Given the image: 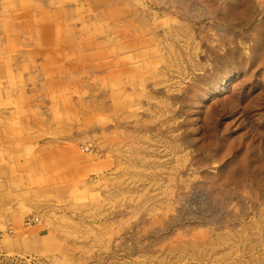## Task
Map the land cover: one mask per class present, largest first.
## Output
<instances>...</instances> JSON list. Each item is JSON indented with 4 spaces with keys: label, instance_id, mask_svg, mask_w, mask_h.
<instances>
[{
    "label": "rangeland",
    "instance_id": "obj_1",
    "mask_svg": "<svg viewBox=\"0 0 264 264\" xmlns=\"http://www.w3.org/2000/svg\"><path fill=\"white\" fill-rule=\"evenodd\" d=\"M0 234V264H264V0H0Z\"/></svg>",
    "mask_w": 264,
    "mask_h": 264
},
{
    "label": "bare ground",
    "instance_id": "obj_2",
    "mask_svg": "<svg viewBox=\"0 0 264 264\" xmlns=\"http://www.w3.org/2000/svg\"><path fill=\"white\" fill-rule=\"evenodd\" d=\"M31 219H32V218H31ZM34 221H35V222L37 221L35 217H34L33 220L27 219L26 222H25V224L29 226V225H30L32 222H34ZM23 223H24V222H23ZM31 226H32V225H31ZM5 227H6V226H5ZM25 227H27V226H25ZM8 228H9V227H8ZM11 230H12V229H11ZM6 231H8V230H6ZM8 232H9V231H8ZM14 232H15V231H14ZM204 232H206V231H204ZM1 233H2V232H1ZM201 233H202V232H201ZM10 235H11V234H10ZM13 235H14V234H13ZM0 236H1V234H0ZM4 236H5V234H4ZM200 238H202V237H200ZM0 239H1V238H0ZM210 239H211V238H210ZM206 240H207V239H206ZM223 240H224V238H223ZM223 240H222V241H223ZM190 241L193 242L194 240H190ZM217 241H218V240H217ZM185 242H186V241H185ZM194 242H195V241H194ZM199 242H200V241H199ZM207 242H209V241H207ZM210 242H211V241H210ZM220 242H221V241H220ZM204 243H205V242H204ZM216 243H217V242H216ZM221 243H222V242H221ZM218 244H220V243L218 242L217 245H218ZM226 244H227V243H225V245H226ZM192 245H193V244H192ZM204 245H205V244H204ZM209 245H210V244H209ZM212 245H213V244H212ZM214 245H216V244H214ZM221 245H222V244H221ZM185 246H186V245H185ZM185 246H184V247H185ZM218 246H219V245H218ZM222 246H223V245H222ZM169 247H170V246H169ZM172 247H173V246H172ZM182 247H183V246H182ZM186 247H187V246H186ZM186 247H185V248H186ZM190 247H192V246H190ZM198 247H199V246H198ZM198 247H197V248H198ZM212 247H213V246H212ZM214 247H215V246H214ZM220 247H221V246H220ZM173 248H174V247H173ZM179 248H181V247H179ZM223 248H224V247H223ZM170 249H171V248H170ZM199 249H200V248H199ZM205 249H206V248H205ZM177 250H180V249H177ZM181 250L183 251V250H185V249H181ZM208 250H209V248H208ZM225 250H226V248H225ZM171 251H172V250H171ZM185 251H186V250H185ZM188 251H189V250H188ZM197 251H198V250H197ZM210 251H211V249H210ZM212 251H213V250H212ZM212 251H211V252H212ZM169 252H170V251H169ZM183 252H184V251H183ZM190 252H191V251H190ZM211 252H209V253H211ZM218 252H219V250H218ZM218 252H217V253H218ZM220 252H221V251H220ZM192 253H193V252H192ZM192 253H191V254H192ZM205 253H206V252H205ZM172 254H173V253H172ZM183 254H184V253H183ZM183 254H182V255H183ZM202 254H203V253H202ZM207 254H208V253H207ZM219 254H220V253H219ZM204 255H205V254H204ZM208 255H209V254H208ZM216 255H217V254H216ZM216 255H215V256H216ZM224 255H225V254H224ZM197 256H198V255H197ZM177 257H178V256H177ZM180 257H181V256H180ZM187 257H188V256H187ZM191 257H192V255H191ZM206 257H207V256H206ZM212 257H213V256H212ZM232 257H233V256H232ZM168 258H169V257H168ZM182 258H183V257H182ZM196 258H199V257H196ZM180 259H181V258H180ZM209 259H210V258H209ZM187 260H188V258H187ZM212 260H213V259H212ZM235 260H236V259H235ZM182 261H183V260H182ZM193 261H194V260H193ZM196 261H197V260H196ZM199 261H200V260H199ZM231 261H232V260H231ZM214 262H215V261H214ZM225 262H226V261H225ZM227 262H228V261H227ZM186 263H187V262H186ZM189 263H190V262H189ZM191 264H192V263H191ZM232 264H233V263H232Z\"/></svg>",
    "mask_w": 264,
    "mask_h": 264
},
{
    "label": "built area",
    "instance_id": "obj_3",
    "mask_svg": "<svg viewBox=\"0 0 264 264\" xmlns=\"http://www.w3.org/2000/svg\"><path fill=\"white\" fill-rule=\"evenodd\" d=\"M35 222V221H34Z\"/></svg>",
    "mask_w": 264,
    "mask_h": 264
}]
</instances>
